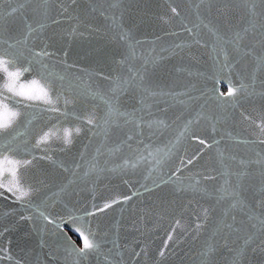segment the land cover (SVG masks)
Here are the masks:
<instances>
[{"label":"water","instance_id":"1","mask_svg":"<svg viewBox=\"0 0 264 264\" xmlns=\"http://www.w3.org/2000/svg\"><path fill=\"white\" fill-rule=\"evenodd\" d=\"M261 24L264 0H0V53L25 93L0 71L19 113L0 131V264H264ZM41 87L59 111L26 98ZM106 102L127 116L105 125ZM76 226L96 252L73 251Z\"/></svg>","mask_w":264,"mask_h":264},{"label":"snow or ice","instance_id":"2","mask_svg":"<svg viewBox=\"0 0 264 264\" xmlns=\"http://www.w3.org/2000/svg\"><path fill=\"white\" fill-rule=\"evenodd\" d=\"M247 2V0H245V3ZM21 7H23V5H21ZM255 9V4H253L252 8L249 9V12L251 13V15L253 17L256 16V12L254 11ZM17 11V9L13 8L12 12ZM176 9L173 8L172 12L176 13ZM250 24H252V27H255V24L253 23V21L250 20ZM261 28H264V24H261ZM31 31H34L33 29H30L29 34H31ZM249 31L248 28H244L242 31H238L236 33H234L233 37L231 38V40L227 41V43H232L235 45L236 49L239 50V45L240 43L243 41L244 39V35L247 34V32ZM9 47H12L11 45H9ZM47 53H37V55H46ZM15 61H16V57L14 54L12 53H0V71H3L4 73L7 74L10 83H6L4 85V87L9 91L12 92L14 95H20V96H24L25 93L23 92H18L16 90V86H15V81L18 80L19 76L22 75V73L20 71H9V66L11 65L12 67H15ZM24 71H28L27 68L24 69ZM37 83L36 81H33V84ZM21 88H23V85L20 86ZM246 90V85L241 82L239 87H233L231 85V83H229V88H228V93L227 95L229 97H235L238 93H240L241 91ZM220 95H224L223 93H221ZM27 99L29 100H40L43 101L44 103L48 104V105H52L53 107L50 108L51 111H59L58 108H56L55 102L53 101L52 97L49 95V92L47 91V89L45 87H41L39 89V94L38 95H28L26 96ZM8 97L3 96L2 94H0V109H4V112H0V131H4L7 130L9 128L12 127V125L14 124L16 117L19 115V113L17 112H9L7 111L8 109V105L4 102L5 100H7ZM59 99V97H57V100ZM67 103V101L65 102ZM108 103V112L106 113V117L104 118V124L107 125L109 123L110 120H112V118L114 116H127L126 113H121L119 111L118 108L114 107L111 103ZM88 124H95V118L94 116H91L88 118L87 120ZM112 122H115L114 120H112ZM163 123V122H160ZM98 126V125H97ZM151 126V125H150ZM262 131H264V127H262L261 129ZM77 133H79V129L77 128L75 130ZM55 132L49 131V132H45L41 137L40 140L37 141V144L39 145L40 143H47V141L49 140V138L51 136H54ZM71 131L69 129H64V141L65 143L70 144L71 143ZM129 139H131V137H129ZM200 143H204L203 140H200ZM5 160H7V157H4ZM17 164H19L20 162H16ZM24 164L29 163L28 161H24ZM188 163H192L191 160L188 161ZM12 176L15 177L16 173L15 170L13 169L11 172ZM11 190V189H9ZM19 190V196L17 197V199H21L25 196L28 195V191H25L23 189H18ZM258 195V200H257V207L264 209V189H261L260 192L257 194ZM239 194L236 193L235 191H229L228 189L224 190L223 196L221 197L222 199L225 197H232L234 199V202L230 205L231 209H237L239 208V210L244 211L245 208H247V204L245 203V201L241 200L238 198ZM110 205H105V207H109ZM206 211V210H205ZM249 219H252V216H249ZM232 220L235 221L236 217L233 215L232 216ZM261 226L264 227V219L260 220ZM225 228H229L232 229L233 228V224L227 223L225 222L224 224ZM253 227H255V225H253ZM79 236L82 239V244L83 246L80 248H76L75 245L73 244V251H75L79 256L83 257V256H87L93 252H96L99 249V244L95 242L94 239H90V236H94V233H92L90 231V229H84L82 230V226H76L74 229ZM238 230V229H236ZM252 240V237L249 236L245 243L247 244L249 241ZM161 255H163V253H161ZM9 259H11V257H9Z\"/></svg>","mask_w":264,"mask_h":264},{"label":"trees","instance_id":"3","mask_svg":"<svg viewBox=\"0 0 264 264\" xmlns=\"http://www.w3.org/2000/svg\"><path fill=\"white\" fill-rule=\"evenodd\" d=\"M76 238V237H75Z\"/></svg>","mask_w":264,"mask_h":264}]
</instances>
